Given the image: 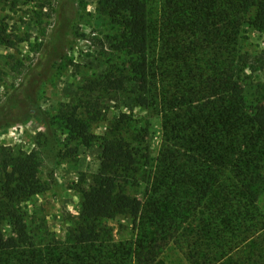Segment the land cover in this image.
<instances>
[{"label":"trees","instance_id":"trees-1","mask_svg":"<svg viewBox=\"0 0 264 264\" xmlns=\"http://www.w3.org/2000/svg\"><path fill=\"white\" fill-rule=\"evenodd\" d=\"M103 4L120 12L110 46L126 60L85 88L155 111L160 147L153 158L148 148L139 153L120 130L126 114L98 136L91 131L95 116H85L90 107L62 111L70 140L84 146L99 141L100 166L88 186H78L75 226L41 245L20 207L44 189L37 152L0 151V264H167L160 255L169 245L187 264H264L261 180L252 156L264 147V83L247 85L251 58L240 47L245 27L264 31V0ZM3 31L0 42L7 44ZM20 89L0 105V125L13 119L15 108L25 110ZM139 177L142 197L128 190ZM118 216L131 219L133 240L114 242L105 231L104 223Z\"/></svg>","mask_w":264,"mask_h":264},{"label":"rangeland","instance_id":"rangeland-1","mask_svg":"<svg viewBox=\"0 0 264 264\" xmlns=\"http://www.w3.org/2000/svg\"><path fill=\"white\" fill-rule=\"evenodd\" d=\"M119 15L103 0H0V33L4 30L9 42H0V105L21 88L25 106L15 108L13 119L0 125V151L11 155L35 151L39 157L38 178L44 189L20 203L36 244L53 236L62 239L75 226L81 213L78 186H88L100 166L99 141L84 146L70 140L62 111L82 113L90 107L92 112L85 116H95L91 131L98 136L126 114L120 130L139 153L148 148L153 158L160 147V116L155 111L120 94L85 88L126 60L110 46ZM240 47L251 58L245 69L247 85L264 83V31L245 27ZM252 156L261 180L257 203L264 213V147L252 150ZM138 182L128 190L142 197L145 182L141 177ZM2 228L5 234L10 232L6 221ZM104 228L114 242H129L136 235L127 216L105 222ZM181 252L169 245L160 257L167 264H187Z\"/></svg>","mask_w":264,"mask_h":264}]
</instances>
